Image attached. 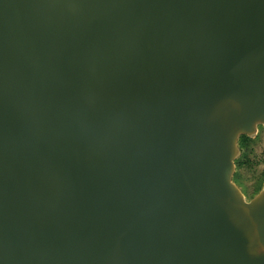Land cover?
Masks as SVG:
<instances>
[{"label":"water","instance_id":"water-1","mask_svg":"<svg viewBox=\"0 0 264 264\" xmlns=\"http://www.w3.org/2000/svg\"><path fill=\"white\" fill-rule=\"evenodd\" d=\"M264 0H0V264H264Z\"/></svg>","mask_w":264,"mask_h":264},{"label":"rangeland","instance_id":"rangeland-1","mask_svg":"<svg viewBox=\"0 0 264 264\" xmlns=\"http://www.w3.org/2000/svg\"><path fill=\"white\" fill-rule=\"evenodd\" d=\"M250 146L246 147V155H242L238 140L239 157L235 160L233 182L239 183L243 189L245 199L251 200L264 182V126H258L257 134L250 139ZM264 186V185H263Z\"/></svg>","mask_w":264,"mask_h":264},{"label":"flooded vegetation","instance_id":"flooded-vegetation-1","mask_svg":"<svg viewBox=\"0 0 264 264\" xmlns=\"http://www.w3.org/2000/svg\"><path fill=\"white\" fill-rule=\"evenodd\" d=\"M249 138V137H248ZM249 139H251V138H249ZM242 143V142H241ZM242 145V144H241ZM248 146H250V143L249 142H245V143H243V147L241 148V151H242V153H245V151H246V147H248ZM262 175H264V172H261L260 173V176H262ZM242 192H243V189L241 188V185L239 184V183H237L236 182V184H235ZM263 185H264V182H263ZM263 185H262V187H263ZM262 187L256 192V194H255V196L258 194V192L262 189ZM254 196V197H255ZM249 201V200H248Z\"/></svg>","mask_w":264,"mask_h":264},{"label":"trees","instance_id":"trees-1","mask_svg":"<svg viewBox=\"0 0 264 264\" xmlns=\"http://www.w3.org/2000/svg\"><path fill=\"white\" fill-rule=\"evenodd\" d=\"M242 142V143H241ZM245 142H251V140L248 138V137H246V136H241L240 138H239V143H240V145H241V148L243 147V143H245ZM242 155H246V153H243Z\"/></svg>","mask_w":264,"mask_h":264}]
</instances>
